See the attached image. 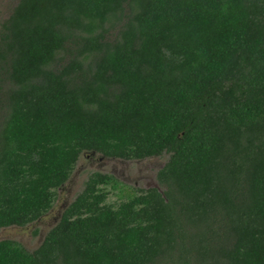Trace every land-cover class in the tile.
Wrapping results in <instances>:
<instances>
[{
    "label": "trees",
    "instance_id": "16d2710c",
    "mask_svg": "<svg viewBox=\"0 0 264 264\" xmlns=\"http://www.w3.org/2000/svg\"><path fill=\"white\" fill-rule=\"evenodd\" d=\"M85 153L169 154L164 190L114 205L125 185L93 172L0 264H264V0H20L0 29V229L48 214Z\"/></svg>",
    "mask_w": 264,
    "mask_h": 264
},
{
    "label": "rangeland",
    "instance_id": "374dc122",
    "mask_svg": "<svg viewBox=\"0 0 264 264\" xmlns=\"http://www.w3.org/2000/svg\"><path fill=\"white\" fill-rule=\"evenodd\" d=\"M20 0H0V29L10 17ZM117 24L111 27L115 29ZM169 154L144 160H121L106 158L97 153H88L80 157L70 180L58 190V198L53 209L26 227H7L0 229V241L13 240L20 243L26 250L33 252L43 243L49 231L60 221L65 209L84 189L88 176L93 172L115 176L125 185L122 193L115 192L109 196L108 202L120 204L127 196L134 195L136 190L157 188L163 191L158 182V172L169 161Z\"/></svg>",
    "mask_w": 264,
    "mask_h": 264
},
{
    "label": "water",
    "instance_id": "95a60500",
    "mask_svg": "<svg viewBox=\"0 0 264 264\" xmlns=\"http://www.w3.org/2000/svg\"><path fill=\"white\" fill-rule=\"evenodd\" d=\"M161 192V191H160Z\"/></svg>",
    "mask_w": 264,
    "mask_h": 264
}]
</instances>
